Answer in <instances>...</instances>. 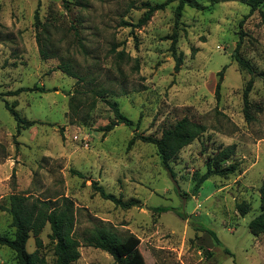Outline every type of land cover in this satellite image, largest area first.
<instances>
[{"label":"rangeland","instance_id":"rangeland-1","mask_svg":"<svg viewBox=\"0 0 264 264\" xmlns=\"http://www.w3.org/2000/svg\"><path fill=\"white\" fill-rule=\"evenodd\" d=\"M166 1L0 0V236L14 233L11 195L28 197L29 204L67 197L82 244L73 264H114L107 252L83 243L86 231L101 223L121 238L136 236L142 264H264V234L249 230L261 212L264 182V84L258 77L264 73V3L251 13L241 0H189L178 30L177 71L171 52L177 1L141 28L123 25L136 24L145 4ZM37 33L52 58L40 55ZM241 34L240 54L256 75L251 119L243 93L252 76L232 57ZM61 63L81 81L61 72ZM35 85L48 92L30 90ZM108 102L133 126L105 132L116 120ZM7 106L34 124L18 132ZM184 118L205 132L170 161L171 170L161 165L155 145L136 140L129 146L134 133L161 138ZM231 146L234 155L222 166L237 163V171L214 173L208 163ZM93 181L137 204L123 209L102 199ZM54 245L47 224L38 242L30 233L26 250L55 264ZM0 264H19L7 246L0 245Z\"/></svg>","mask_w":264,"mask_h":264},{"label":"trees","instance_id":"trees-1","mask_svg":"<svg viewBox=\"0 0 264 264\" xmlns=\"http://www.w3.org/2000/svg\"><path fill=\"white\" fill-rule=\"evenodd\" d=\"M174 1H177L178 5L175 10L174 32L171 37L173 40L171 44V52L176 62L175 70L178 71L181 63L179 57H177L176 50L178 30L182 24L181 19L184 8L186 5H189V0H167L165 3L155 6L145 4L147 11L136 24L123 21V25L126 27L141 28L150 21L155 11L163 9L166 5ZM241 2L249 6L250 12L252 13L264 3V0H241ZM240 25L242 26V22ZM34 26L36 29H39L42 26L38 11L34 13ZM43 33H47V31L44 30ZM37 43L39 46V53L43 59H50L54 56L41 47L40 33H37ZM241 44L242 34L236 44L232 57L243 70H246L252 76V78L247 82L243 93L244 112L247 117L249 116V119H251V115L249 113V94L253 87V78L256 75L249 62L240 54ZM118 55L122 58L124 51L120 52ZM57 68L68 76L76 78L78 82L81 81L79 75L73 71L68 63H61ZM223 71L224 69L218 73L219 79L215 89L217 98L220 96ZM258 77L261 78L264 84V73L258 74ZM30 90L39 91L41 93L48 92V90L44 87H38L37 85ZM108 104L112 108L116 120L114 123L103 129L105 132L111 131L116 124H123L129 127L133 126V121L124 116L115 103L108 102ZM7 109L17 123L18 132L34 124L33 122H29L21 118L17 111L13 108L7 106ZM203 132H205L204 126L194 123L188 118H184L178 121L174 126L166 129L161 138H154L152 136H144L139 133H134L129 142V146L134 144L136 140H141L155 145L158 150L161 165L164 168L171 170L170 161L176 158L182 148L193 142ZM234 152V146L227 147L219 151L211 163H208L209 166L213 168V172L220 175H230L235 173L238 169L237 163H233L225 167L222 166L224 162L228 161L234 155ZM72 172L81 178H85L80 171L73 170ZM92 187L102 199L110 201L123 209H130L137 204L136 200L132 199L125 201L114 194L108 193L105 188L98 185L96 181L92 182ZM260 192L261 212L249 223L250 232L256 236L264 234V182ZM28 200V197L16 194L10 196V208L7 210L12 216L11 227L14 228V233L12 236H0V245L9 247L15 253V257L19 264H47L44 258L39 257L37 254H29L26 250V244L30 237V233L35 235L38 242V234L48 224L51 229V239L55 243V264H73L76 262L80 258L79 249L82 244L81 241L74 236L76 212L73 202L67 197H63L61 202L58 201L56 204L51 201L41 200H36L34 203L29 204ZM153 210L158 213H163L170 209L167 207H154ZM239 211L241 215H245L247 212L242 206H239ZM205 231L211 235L217 244H221L214 231ZM83 243L87 246L107 252L113 258L114 264H142L138 250L140 240L132 234L121 238L109 225H103V223H101V225H96L92 229L87 230L86 235L83 238Z\"/></svg>","mask_w":264,"mask_h":264}]
</instances>
